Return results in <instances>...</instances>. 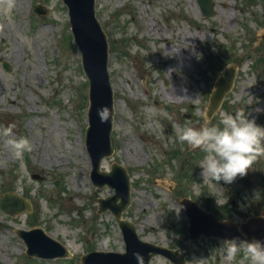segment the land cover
<instances>
[{"label":"rangeland","instance_id":"obj_1","mask_svg":"<svg viewBox=\"0 0 264 264\" xmlns=\"http://www.w3.org/2000/svg\"><path fill=\"white\" fill-rule=\"evenodd\" d=\"M214 3L215 17L208 19L196 0H97L116 100L115 153L102 170L111 171L114 162L128 168L134 200L125 218L145 241L187 253V264H249L245 243L231 262L225 241L191 243L180 204L188 197L221 216L224 207L237 223L264 215V157L246 176L215 184L199 167L205 153L177 136L180 128L219 125L224 114L239 110L264 127V41L257 37L264 31V0ZM40 4L48 16L34 13ZM236 62L234 92L209 122L218 68ZM88 86L61 0H14L10 11L0 4V127L14 124V134L33 145L16 160L0 138V197L19 193L33 205L16 218L0 211V264H81L86 253L125 249L113 215L97 212V199L114 192L96 188L90 177ZM39 227L73 258L28 257L16 230ZM152 264L171 263L158 256Z\"/></svg>","mask_w":264,"mask_h":264},{"label":"water","instance_id":"obj_2","mask_svg":"<svg viewBox=\"0 0 264 264\" xmlns=\"http://www.w3.org/2000/svg\"><path fill=\"white\" fill-rule=\"evenodd\" d=\"M69 8L71 14V23L73 25V34L75 35L76 42L80 45L84 56V67L86 75L90 78V114L89 122L90 128L87 132L88 151L92 157L93 162V178H103L113 189L116 188V197L101 201L102 210L109 208L114 212L116 220L125 233V242L127 244L125 254L115 253H91L85 255L83 264H139L134 253H139L143 258V264H150L153 255L165 253L174 262L183 264L178 261L177 254L169 252L167 249H161L153 244L144 243L139 240L135 226L131 222L122 221V213L127 209L131 202L130 199V180L127 173L122 167L114 165V171L110 174L101 172V162L103 158L111 156L113 148L111 144V135L113 129V90L110 85V77L108 74V55L107 43L105 34L102 32L100 24L95 18V0H64ZM202 6L204 14L207 16L213 15V7L211 0H198ZM36 11L39 12L38 8ZM264 37V36H263ZM7 67V65H6ZM236 65L225 71L221 80L219 81L216 90L212 93L210 107L207 117L213 118V114L220 109V105L228 92L234 86V79L236 77ZM107 109V118L101 114L102 109ZM118 174L122 180L123 187H119L115 181L112 184L114 176ZM104 184H101V186ZM122 199V205H118L117 199ZM187 204V203H186ZM188 205V204H187ZM28 203L17 195L7 194L2 202L0 208L12 216L17 213L26 211ZM194 227L191 228L192 232H196V226L202 225L207 219L210 227V234L216 237L227 239H244L251 242L252 237L260 241H264V218H253L247 224L241 226L243 231L247 234V238H239V228H236L232 223H219L217 219L211 215H205L196 204L190 206ZM20 237L25 241L28 250V255L42 258H63L69 256L66 247L47 236L44 230H31L28 232L18 231Z\"/></svg>","mask_w":264,"mask_h":264},{"label":"clouds","instance_id":"obj_3","mask_svg":"<svg viewBox=\"0 0 264 264\" xmlns=\"http://www.w3.org/2000/svg\"><path fill=\"white\" fill-rule=\"evenodd\" d=\"M4 3L8 11L14 6V0H0V4ZM107 112L106 108L101 110L105 119ZM14 128V124L0 127V138L4 139L5 147L13 158L22 160L25 153L32 151L33 145L28 138L17 137ZM177 136L182 144L205 153L199 167L203 179L207 178L215 184L221 181L231 184L238 177L246 176L252 165L264 157V127L258 126L254 119H249L244 110L237 111L235 115L224 114L219 125L180 128ZM244 243L245 259L249 264H264V241L253 239ZM224 244L227 245L225 259L231 262L240 252V241L233 238ZM133 255L139 264H143L139 253ZM203 261L197 264H203Z\"/></svg>","mask_w":264,"mask_h":264}]
</instances>
